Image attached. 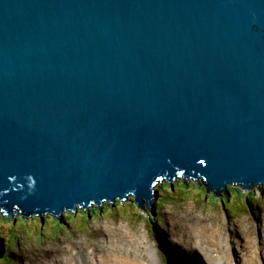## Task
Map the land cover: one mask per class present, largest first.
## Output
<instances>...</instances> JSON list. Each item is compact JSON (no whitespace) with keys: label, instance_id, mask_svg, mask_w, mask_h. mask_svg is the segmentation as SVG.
I'll return each mask as SVG.
<instances>
[{"label":"water","instance_id":"95a60500","mask_svg":"<svg viewBox=\"0 0 264 264\" xmlns=\"http://www.w3.org/2000/svg\"><path fill=\"white\" fill-rule=\"evenodd\" d=\"M179 176L261 186L264 0H0L4 215L143 209Z\"/></svg>","mask_w":264,"mask_h":264},{"label":"rangeland","instance_id":"374dc122","mask_svg":"<svg viewBox=\"0 0 264 264\" xmlns=\"http://www.w3.org/2000/svg\"><path fill=\"white\" fill-rule=\"evenodd\" d=\"M204 181V178H201L199 183L197 179L189 177L174 178L173 182L158 181L155 189H158L159 193L154 190L152 203L149 206L145 201L143 209L136 204L135 196L131 195L124 198L123 202L117 200L114 204H93L88 209L78 208L73 215L70 209L64 210L59 218L50 213L45 214L44 218L40 215H24V218L17 213L18 210H15L14 217H11L0 211V239H4L6 248L0 257V264H32L43 252L48 253V249L76 241L78 246L82 245L79 242L86 246L87 243L93 244L97 250L100 246L108 244V238L105 240L102 236L104 232L105 237L109 234L105 231L106 227H116L119 224L127 231L141 233L145 240L147 239L153 248V254L148 256L150 264H170L169 253H177L183 248L182 245L179 244L180 247L174 243L183 242L188 226L196 224V220L191 216L200 215L208 216L213 222H221L227 234L225 247L232 264L237 261L244 264L240 260V257L244 256L238 249V246L244 243L242 231L239 230V238L232 237L235 229L233 225L241 224L242 228H249L258 221L264 224V186L244 190L241 185L232 184L228 186V193L217 197L212 190L206 191ZM248 194H252L250 198H246ZM92 208H97L93 216L89 215ZM253 230L259 242L264 235V228L254 226ZM116 237L110 240H120ZM235 241L240 244L237 246ZM199 242L203 244L204 241ZM122 244L118 243L119 250H124ZM80 252L90 259L92 247ZM79 261L85 262L82 259Z\"/></svg>","mask_w":264,"mask_h":264},{"label":"bare ground","instance_id":"6f19581e","mask_svg":"<svg viewBox=\"0 0 264 264\" xmlns=\"http://www.w3.org/2000/svg\"><path fill=\"white\" fill-rule=\"evenodd\" d=\"M251 183L247 182L249 188L260 186V181H257V184ZM261 185L264 186V179ZM131 195L133 194L130 193L127 197ZM15 209L16 207H14ZM0 211L5 213L3 208H0ZM189 213L191 214V212ZM191 217L196 220V224L188 226L185 237L182 239L183 242L174 243V245H182L183 248L177 253H169L170 264H232L225 247L227 234L221 222H213L206 215ZM262 218L264 219V216ZM233 226L235 229L232 237L239 238L240 230L244 239V243L240 246H238L240 242L235 241L244 256L240 257V260L244 264H264V235L258 242L259 238L253 230L254 226L264 228V224L258 221L255 222V225L251 224L249 228L247 226L242 228L241 224ZM106 228L105 231H108L109 234L105 237L104 232L102 236L105 240L108 238L106 240L108 244L100 246L97 250L90 243H87L88 246H86L79 242L82 245L78 246V241L72 244H58L54 248L48 249V253L43 252L39 255L32 264H150L148 256L153 254V248L141 233L127 231L121 224ZM115 236L121 241L110 240ZM200 240L204 241L203 244L199 242ZM120 242L123 243L124 250H119L118 243ZM88 247H92V252L89 253L90 259L80 252L81 250L86 251ZM79 259L85 262H78ZM236 264H241V262L237 261Z\"/></svg>","mask_w":264,"mask_h":264},{"label":"clouds","instance_id":"9594fccd","mask_svg":"<svg viewBox=\"0 0 264 264\" xmlns=\"http://www.w3.org/2000/svg\"><path fill=\"white\" fill-rule=\"evenodd\" d=\"M180 177H183V176H179V177H176V178H180ZM184 178H185V177H184ZM185 179H186V178H185ZM163 180H167V179H163ZM163 180H160V181L163 182ZM197 180H198V179H197ZM204 180H205V179H204ZM167 181H168V180H167ZM173 181H174V179H173L172 181H170V182H173ZM204 182H205V181H204ZM157 183H158V182H157ZM157 183H156V184H157ZM158 184H159V183H158ZM158 184H157L156 186H158ZM205 184H206V183H205ZM229 185H232V184H229ZM229 185H228V186H229ZM235 185H239V184H235ZM156 186H154V190H156V191L159 193V190H158V189H155ZM205 187H206V186H205ZM241 187H242V186H241ZM227 188H228V191H229V187H227ZM242 188H243V187H242ZM244 190H245V189H244ZM247 190H248V189H247ZM206 191H207V192H210V191L207 190V187H206ZM212 191L214 192V190H212ZM228 191H227V192H228ZM213 194H214L215 196H217L215 193H213ZM225 194H226V193H224V192L222 191L221 196H217V197H223V195H225ZM248 195H249V194H248ZM248 195H246V198H247ZM250 195H252V194H250ZM223 199H225V198H223ZM117 200L121 201L119 198H117L116 201H117ZM124 200H125V199H124ZM124 200H122L121 202H123ZM135 202H136V201H135ZM103 203H106V202H103ZM115 203H116V202H115ZM223 203H225V201H223ZM93 204H94V203H92L90 206H92ZM107 204H108V203H107ZM110 204H111V203H110ZM136 204H137V203H136ZM94 205H96V204H94ZM102 205H103V204H102ZM102 205H101V206H102ZM115 205H116V204H115ZM97 206H98V205H97ZM99 206H100V205H99ZM81 207H82V206H77V210H78V208H81ZM138 207H139V206H138ZM82 208H83V207H82ZM84 209H85V208H84ZM86 209H88V208H86ZM16 210H17V209H16ZM77 210H76V211L71 210V211H72V212H77ZM69 211H70V210H69ZM62 213H63V212H62ZM62 213H61V215H62ZM4 214H5V213H4ZM45 214H48V213H45ZM45 214H43V216H41V217L44 218V215H45ZM50 214H51V213H50ZM20 215H21V214H20ZM52 215H53V214H52ZM61 215H60V216H61ZM89 215H91V214H90V211H89ZM6 216H11V215L6 214ZM21 216L25 218V216H23V215H21ZM54 216H56V215H54ZM60 216H59V217H60ZM11 217H14V216H11ZM56 217L59 218L58 216H56ZM4 247H5V244H4ZM5 249H6V248H4V250H5Z\"/></svg>","mask_w":264,"mask_h":264},{"label":"trees","instance_id":"16d2710c","mask_svg":"<svg viewBox=\"0 0 264 264\" xmlns=\"http://www.w3.org/2000/svg\"><path fill=\"white\" fill-rule=\"evenodd\" d=\"M229 192V191H228ZM228 192H226V193H228ZM247 197H251L250 195H248ZM160 200V199H159ZM159 200L157 201V202H159ZM116 202H118V201H116ZM121 203V202H120ZM97 208H92L91 210H90V214H91V216H93V212H95V210H96ZM159 210V209H158ZM2 213V212H1ZM157 213H158V211H157ZM74 213L72 212V214L71 215H73Z\"/></svg>","mask_w":264,"mask_h":264}]
</instances>
